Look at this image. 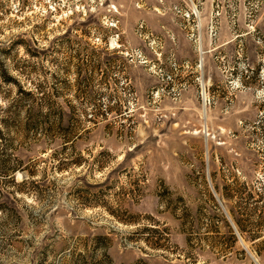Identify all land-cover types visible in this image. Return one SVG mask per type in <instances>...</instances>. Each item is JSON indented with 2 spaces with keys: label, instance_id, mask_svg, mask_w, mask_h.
Instances as JSON below:
<instances>
[{
  "label": "rangeland",
  "instance_id": "1",
  "mask_svg": "<svg viewBox=\"0 0 264 264\" xmlns=\"http://www.w3.org/2000/svg\"><path fill=\"white\" fill-rule=\"evenodd\" d=\"M0 119V264H264V0H0Z\"/></svg>",
  "mask_w": 264,
  "mask_h": 264
},
{
  "label": "trees",
  "instance_id": "2",
  "mask_svg": "<svg viewBox=\"0 0 264 264\" xmlns=\"http://www.w3.org/2000/svg\"><path fill=\"white\" fill-rule=\"evenodd\" d=\"M22 94L23 99H29L32 97L33 93L32 91H20ZM48 107V106H46ZM36 109L35 104L31 103L29 106V112H33V110ZM34 115L32 119H34V116L38 117L36 115V112H33ZM48 114V113H47ZM46 114V115H47ZM65 119V113L64 110L61 109L59 112V115L51 122L50 119L47 120V127L49 128H61L66 129V127L63 125ZM4 121L3 119H0V123ZM37 119L33 124H29V127L31 129V126L33 129H38L41 127L42 123L41 121L36 122ZM46 127V128H47ZM17 168H13V172ZM214 175V174H213ZM233 185V184H232ZM226 185L221 190V196L227 200L233 201V205L229 208V214L232 217V220L239 230L240 233H244L247 231V222L251 220V218L258 216L260 214L264 215V185L261 186V188L257 191L248 190V186L245 183H242L240 186L237 185ZM215 189L217 191L220 190L218 185H215ZM246 193V195H245ZM210 199L215 202V198L212 194H210ZM259 202H261V206H259ZM263 208V209H262ZM219 219L224 221V224L226 225L228 231L231 233L232 237L236 240L237 237L235 235V230L232 224L230 223L229 219H225L223 216L217 215ZM210 218V224L213 231H217L218 224L215 223L213 220L214 217L209 216ZM262 236V234L256 232H253L252 236L250 238L252 239H258ZM82 242L84 243V250L78 252L74 256V254H71L66 264H112V258L110 254L108 253V245L107 243L110 241V238L108 236H105L103 234H97L94 236H85L83 238H80ZM92 242L93 249L89 248V244ZM98 249V251H97ZM100 249V250H99ZM93 250V251H91ZM100 252V253H99ZM98 253V254H97Z\"/></svg>",
  "mask_w": 264,
  "mask_h": 264
}]
</instances>
